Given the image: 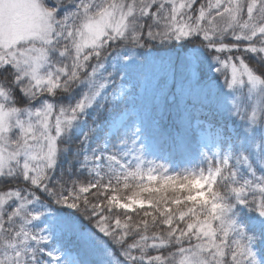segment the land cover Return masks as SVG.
<instances>
[{
    "label": "trees",
    "instance_id": "16d2710c",
    "mask_svg": "<svg viewBox=\"0 0 264 264\" xmlns=\"http://www.w3.org/2000/svg\"><path fill=\"white\" fill-rule=\"evenodd\" d=\"M249 2L250 0H240L241 6ZM252 16H256L255 23L260 22L256 10ZM247 18L248 15L245 16ZM254 26L255 24L250 27ZM224 35L225 43L215 47L238 48L240 51L216 55L237 59L243 56L246 62L256 67L257 72L264 69V63H261L264 56L249 54L245 51L249 45L243 42L232 41L229 44L230 34ZM255 47L264 48V39L257 40ZM195 48L202 49L207 57V61L197 64L196 84L207 86L214 94L212 97L184 96L185 89L181 81L183 73L174 56L170 54H185ZM64 62L67 64L70 60ZM93 67H96L95 62ZM217 67L212 47L206 41L192 37L165 44L148 41L142 48L125 41L123 44L105 47L103 66L98 69L93 84H77L67 93L49 96L48 102L68 109L85 94L95 91L100 84H108L95 97L92 107L74 124L71 114H63L71 120L65 123L64 131L57 137L58 158L56 145L53 163L43 169L54 166L53 171H47L48 179L44 181L48 192L43 190V186L36 192L31 185L20 179L18 168L5 171L10 178L14 177L12 185L23 193L25 206L16 217L9 215L7 209L3 208L4 214L0 217V264H11L14 256H29L31 253L25 251V240L20 238V233L32 234L34 243L35 238L45 233L46 222H49L52 233L59 230L60 235L49 240L43 246L44 251L47 252L56 241L61 244L72 243L77 246L75 250L81 264H100L101 254L105 264H125L120 250L111 242L107 243V250H102L96 249L91 240L84 238L85 233L91 232L107 241L106 237L98 233L94 221L86 214V210L91 211V204L107 208L108 216H119L121 220H126L134 241L143 239L145 243L153 245L148 255L162 250L159 248L160 236L169 231L181 240V247L191 248L199 236L208 234L215 239L219 223L217 212L223 207L222 203L217 202L218 194L240 186H245L243 192L246 199L231 201L235 203V208L226 213L225 219L226 226L231 230L229 239L237 240L246 248L250 242L256 244L253 250H257L264 258V236L260 234L264 230V218L260 217V212L252 210L259 205V189L264 188V124L251 126L233 116L229 103L224 100L227 84L216 71ZM122 83L130 86L129 92L122 101L112 102V94ZM246 92L245 89L239 93V102L242 105L246 103L245 121L251 116L255 101ZM16 103L21 108L25 106L22 95L16 97ZM39 106L37 103L36 107ZM114 108L123 112L132 109L135 114L124 120L115 133L109 134L100 125L112 118ZM63 115H58L54 110L53 120ZM257 116H264V113ZM211 117L225 123L226 127L231 120L235 135L232 161L227 175L215 184L204 200L192 201L190 186L185 189L166 186L144 190L141 187L142 178L121 171L123 165L134 161L139 153L145 169L152 165L160 168L162 160L167 157L165 165L170 174L176 177L188 176L197 167L205 165L206 161L197 145L176 139L173 134H168V130H177L183 123L195 118L207 120ZM246 128L249 130L246 131ZM144 137L150 145V151L146 153L142 149ZM249 182L256 190L255 204L252 202L253 194L250 195L247 191ZM81 186H85L82 191ZM3 188V182H0V190ZM51 192L56 195L50 196ZM114 199H141L148 206L126 210L117 206ZM77 225L79 231L74 230ZM112 230H116L115 225ZM175 248L173 245L163 251L173 252ZM136 251L140 255L139 250ZM41 255L44 262L45 253ZM144 259L148 260V256ZM135 264H140V261H135Z\"/></svg>",
    "mask_w": 264,
    "mask_h": 264
},
{
    "label": "snow or ice",
    "instance_id": "6c2138e0",
    "mask_svg": "<svg viewBox=\"0 0 264 264\" xmlns=\"http://www.w3.org/2000/svg\"><path fill=\"white\" fill-rule=\"evenodd\" d=\"M253 9L259 15V23H255L256 16L248 15L245 19ZM253 24L255 26L250 27ZM225 33L231 36L229 44L243 42L249 45L245 49L249 54L264 56V50L255 47L257 40L264 39V0H250L244 6L240 0H0V104L14 117L0 130V151L9 157L6 166L12 171L18 168L20 179L36 192L41 186L48 192L44 181L48 179L47 171H53L54 166L42 170L39 165H32L31 160L33 153L47 148V144L41 145V140L52 141L54 138L55 129L53 136L46 130L44 117L47 111L54 109L58 115L71 114L74 124L92 107L95 97L108 84H100L68 109L57 107L47 98L67 93L77 84H93L98 69L103 66L105 47L128 41L142 48L148 41L165 44L192 37L206 41L212 47L218 65L216 71L229 87L237 83L242 72L253 77L256 72L243 56L237 59L216 55L240 51L238 48L215 47L225 43ZM65 60L70 63L66 64ZM259 75L264 76V69L259 70ZM21 95L23 108L16 103V97ZM37 103L39 107H36ZM123 115L117 108L111 114L114 120ZM55 143L58 158V138ZM12 179L14 177L10 178L8 173L0 172V182L4 184L0 190V204L9 215L16 217L25 202L23 193L13 187ZM84 187L81 186L80 191ZM90 207L91 211L86 210V214L107 241L91 232L85 233L84 238L102 250H107V243L111 242L120 250L125 264H135L133 257L137 251L127 221L119 216H108V210L103 206L91 204ZM260 213L264 218V211ZM3 214L4 210L0 209V215ZM35 219L39 220V217ZM114 225L115 231L112 230ZM74 230L79 231V226H74ZM260 234L264 236V230ZM20 238L25 240V251L31 254L14 256L11 264H43L41 253L49 237L40 235L32 243L33 235L22 232ZM227 243L229 241H225ZM254 245L250 242L246 248L238 243L235 250L225 247L221 252L224 264H261L253 250ZM47 255L59 264L60 256L52 252ZM100 264H105L102 254ZM140 264H148V260L143 259Z\"/></svg>",
    "mask_w": 264,
    "mask_h": 264
},
{
    "label": "rangeland",
    "instance_id": "374dc122",
    "mask_svg": "<svg viewBox=\"0 0 264 264\" xmlns=\"http://www.w3.org/2000/svg\"><path fill=\"white\" fill-rule=\"evenodd\" d=\"M255 9H253L247 15H252ZM258 32V29H257ZM103 37L101 36L100 39ZM226 48L220 46L218 48ZM174 56L177 65L180 67L183 75L181 77L182 84L184 85V96L189 95L193 98H203L205 95L214 96L208 87L205 85H197L198 74L196 73L197 64L202 61H207L205 52L200 48H195L188 53L182 54L179 52H174L170 54ZM170 56V58H171ZM193 62L191 65L189 62ZM130 62V61H129ZM235 63V61H233ZM181 75V73H179ZM230 75V70H229ZM224 81V80H223ZM226 89V87H225ZM247 90V94L252 96L255 101L252 106L251 116H257L259 113H264V82L256 74L253 77H249L247 74L243 73L238 78L237 83L229 87L227 85L226 95H224V100L229 103L231 107L233 116L239 117L247 115V108L245 104L239 102V93ZM130 86L128 84H119L118 89L112 94V102H120L129 92ZM124 115L118 120L109 118L105 120L100 127L107 129L109 134H113L120 127V125L126 120L131 114H135L132 109H127ZM54 109L48 110L46 116L44 117L45 123L47 124V132L49 136H53V129H55L54 138L52 141H48L47 138L40 141L41 145L47 144V148H42L41 150L32 154L31 160L32 165H39L43 170L45 166H49L53 163L54 156L56 154V143L55 139L64 131V126L70 118L63 116L57 117L53 120ZM27 119V117H24ZM14 117L10 110L5 109L2 104H0V130L4 129L5 125L11 123ZM239 121H242L238 118ZM168 134H173L174 137L183 142L192 143L198 146L201 154L203 155L206 163L200 167H197L188 176L176 177L170 174L169 168L165 165L167 157L162 161V165L157 167L156 165L149 166L145 169V164L139 153L135 157V160H131L130 163L123 165L121 171L130 172L133 176L140 177L143 179L141 184L142 189H157L166 186H170L175 189H185L190 186L192 188V193L190 195L192 201H201L206 198V196L213 190L216 183L225 179L227 175V170L232 161L233 145L235 135V127L233 122L230 120L228 126L225 123L216 118L211 117L209 119H199L195 118L193 121H188L179 126V129L168 130ZM143 151L144 153L150 151V145L146 141V137L143 138ZM9 157L3 151H0V172L6 173L10 170L6 166V161ZM164 169V170H163ZM6 171V172H5ZM33 176L36 175L35 170H33ZM6 202V200H5ZM117 206L124 208L126 210H133L136 207L148 206V204L141 199H128L127 201H120L114 199ZM4 205L0 204V209H3ZM1 217V215H0ZM47 223V224H46ZM45 223V233L42 235L49 237V240L54 239L56 236L60 235L59 230L54 233L50 230L49 222ZM49 231V232H46ZM72 243L61 244L57 241L51 246V248L45 253V259L43 264H57V262L52 261L47 255L48 252H52L55 255L61 257L59 264H81L77 252ZM257 258L260 260L261 264H264V258L257 252Z\"/></svg>",
    "mask_w": 264,
    "mask_h": 264
},
{
    "label": "clouds",
    "instance_id": "9594fccd",
    "mask_svg": "<svg viewBox=\"0 0 264 264\" xmlns=\"http://www.w3.org/2000/svg\"><path fill=\"white\" fill-rule=\"evenodd\" d=\"M257 50H264V48ZM261 63H264V60H262ZM251 67L256 72V75L264 79V76L259 75L256 67H253V65H251ZM238 118L246 124L255 127L264 124V116H249L247 121H245L243 115H240ZM248 130L249 128H246V131ZM243 187L245 186H240V188H229L222 194H218L217 202L222 203L223 207L217 212L219 223L216 228L215 239L208 234L199 236L189 252L187 251L189 248L181 247V240L178 237H174L173 232L169 231L165 235L160 236L159 248L162 250L153 255H148L153 245L145 243L143 239L136 240L134 242L135 248L139 250L140 255L133 257L134 261H141L147 255L148 264H224V258L221 256V252L224 251L225 247L235 250L238 244L237 240L229 239L231 230L225 224L226 213H228L230 209L235 208V203L231 202L233 199L239 202L245 198V193L240 190ZM247 191L250 195L256 191L251 187L250 182L249 185H247ZM259 193V205L252 210L261 212L264 211V188L259 189ZM252 202L254 204L256 202L255 195H252ZM157 235L159 236L158 233ZM225 241H229V243L225 244ZM173 245L176 246L173 252L166 253L163 251L164 248H172Z\"/></svg>",
    "mask_w": 264,
    "mask_h": 264
}]
</instances>
